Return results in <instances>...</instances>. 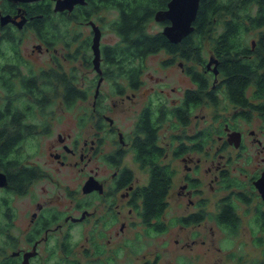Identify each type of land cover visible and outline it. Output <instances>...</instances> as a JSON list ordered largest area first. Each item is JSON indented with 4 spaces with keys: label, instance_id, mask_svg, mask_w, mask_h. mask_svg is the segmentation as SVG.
I'll use <instances>...</instances> for the list:
<instances>
[{
    "label": "flooded vegetation",
    "instance_id": "flooded-vegetation-1",
    "mask_svg": "<svg viewBox=\"0 0 264 264\" xmlns=\"http://www.w3.org/2000/svg\"><path fill=\"white\" fill-rule=\"evenodd\" d=\"M57 1L0 0V88L5 89L0 93V264H192L207 253V243L217 242L215 235L203 233L207 224L226 232H238L242 225L264 231V44L259 42L264 25L249 26L261 31L250 43H241V29L228 25L241 19L236 9L251 5L216 0L220 8L201 34L193 33L194 26L173 41L164 32L172 20L156 19L159 10L169 8L167 0L146 30L164 34L175 50L162 47L129 57L120 26L127 0H84L72 10H55ZM252 6L254 17L258 7ZM226 12L232 17L223 29H212L217 14ZM152 21L162 29L150 31ZM113 33L116 42L104 40ZM226 33L235 34L236 42L228 58L216 48ZM65 34H74L70 56L78 65L72 74L59 59L67 57L58 50ZM29 35L36 41L27 42ZM162 51L168 57L155 70L176 64L189 80L178 98H170L177 88L167 92L147 64L148 56ZM44 53H53L54 65L35 67L31 59ZM231 62L254 73L236 85ZM107 80L119 98L108 99ZM46 87L57 90L66 108H47L55 96ZM91 97V106L78 113L76 129L56 128L58 114ZM171 124L178 134L169 132ZM45 136H50L45 149L33 153L29 140ZM150 138L154 161L144 159ZM155 166L166 167L170 178L167 205L151 225L143 217L142 189ZM142 170L148 173L146 183ZM17 196L26 201L22 210ZM171 198L180 206L174 218L166 216ZM140 222L148 231L179 225L187 233L143 236L142 229L137 232ZM251 239L264 242L255 233Z\"/></svg>",
    "mask_w": 264,
    "mask_h": 264
},
{
    "label": "rangeland",
    "instance_id": "rangeland-1",
    "mask_svg": "<svg viewBox=\"0 0 264 264\" xmlns=\"http://www.w3.org/2000/svg\"><path fill=\"white\" fill-rule=\"evenodd\" d=\"M235 4L237 6L243 5L242 0H234ZM222 2L227 3L228 0H222ZM255 6H251L248 8H240L236 9V12L239 14L241 19H246L247 18V13L254 14L255 12ZM113 17H115V12L112 11ZM217 19L215 20V24H211L210 26L213 28H216L218 30H222L224 27V21L225 19H228L232 17L230 12L226 13H219L217 14ZM248 20L245 21L246 27H249V23H247ZM67 26H71L70 24H67ZM150 31H157L159 29H162V26L160 23L157 21H152L151 24L149 25ZM239 41L241 43H250L252 39L256 40L258 39L261 31L259 28H252L249 27L246 30L241 29ZM211 33L218 34L217 32L211 31ZM74 34H65L63 41H58V50L61 52V54H65L67 57H60L59 59L61 60L62 64H64V69L67 70V73L72 74L73 72V66L78 65V61L74 60L72 58L71 52L74 50V43L72 41ZM119 39L118 35L113 33V34H108L104 35V40L110 41V42H116ZM27 42L33 43L36 41L35 37L33 35H29L27 37ZM70 42V44H69ZM68 43V44H67ZM65 45V47H63ZM61 46V47H60ZM206 44V48H207ZM63 47V48H62ZM205 48V49H206ZM54 53V52H53ZM53 53L46 54L44 53L43 55L38 56H33L31 59L32 64H34L35 67L40 66L41 64L49 66V65H54L51 60H49L50 56ZM205 53V52H204ZM209 55V52L206 50V56ZM168 57V54L165 52H158L156 54H152L147 57V64H149L148 68L150 69V72L156 75H160L162 77V82L163 86L166 87V91L170 93L171 86H175L177 88L176 92H173L172 94L170 93V98L172 97H180L183 93V89L188 83V78L187 76L182 72L181 68L177 66L176 64L171 66L170 68L168 67L167 70H160L156 71L155 68L153 67L156 64H161L159 60L161 61L163 58ZM176 59H180L179 57H176ZM61 73H64L61 70ZM149 79V78H148ZM49 90V87H46ZM104 91L108 95V99L114 98L117 99L119 98V94L115 92L113 84H111L110 81H106L104 85ZM48 95L50 96H55L51 99L50 105L47 108H63L65 107V104L61 103V98L59 96H56L58 94L57 90H49ZM0 93L4 94L5 89L0 88ZM92 99V97L81 103V104H74L72 105L71 109H67L63 112L62 114H58V117L60 118V121L56 120V128H75L74 123L76 122V119L81 116L78 115V113H81L84 108H87L91 106V102H89ZM135 106V105H133ZM66 108V107H65ZM136 112L139 109H135ZM135 119V111L127 118V122L131 124ZM169 132L171 134H178L180 131L178 130L177 126H173L171 124ZM50 136H45V137H39L37 139L31 138L28 142V146L32 150V152H36L37 148H41L42 150L45 149L46 147V140H48ZM43 153V152H42ZM167 160L173 161L172 158H169ZM179 160H174V162H177ZM178 165L180 166V169L178 171H181L182 164L178 162ZM176 166V165H175ZM66 176V175H65ZM141 177L142 181L146 183L148 180V173L145 170H142L141 172ZM41 183H46V180H43ZM217 192L211 193L212 199L215 198L217 195ZM220 193H218L219 195ZM212 201V200H211ZM25 199L22 197L16 198V206L18 209H23L25 207ZM176 203L175 198H171V202L169 203L168 210L166 211V216L168 218H174V212L177 209H180V206L174 205ZM185 205V204H184ZM184 207V206H183ZM21 218L24 219L21 215ZM243 223L248 224V216L244 217ZM141 222L138 224L140 227L137 232H139L141 229L143 236H159V239H162L163 237H169L172 235H177V234H184L187 233L182 230V228L179 225L175 226H170L169 228L167 227L166 230L157 232L153 231H148L147 227L141 226ZM144 228V229H143ZM256 228V230H254ZM185 230V229H184ZM203 233L209 234V235H215L217 242H210L207 243L208 248H207V253H204L203 255L200 256L199 262L193 261L192 264H262L264 261V242L259 243L257 240H252L251 235L252 234H259L264 236V231L259 228V227H253V226H241L240 230L238 232H232L231 230L226 232L223 230L222 227L219 225H214L211 227V223L207 224L203 228ZM256 231V232H255ZM198 234V233H197ZM152 240V238L150 239ZM220 247V248H219Z\"/></svg>",
    "mask_w": 264,
    "mask_h": 264
},
{
    "label": "trees",
    "instance_id": "trees-1",
    "mask_svg": "<svg viewBox=\"0 0 264 264\" xmlns=\"http://www.w3.org/2000/svg\"><path fill=\"white\" fill-rule=\"evenodd\" d=\"M167 0H127L128 9L124 13L123 21L120 24L125 31L121 34L123 42L128 43V47L125 50V54L129 57L136 56H147L157 49L166 47L170 50H175L176 45L172 43L164 34H151L146 30V23L153 16L154 11L157 7H164ZM244 5L256 4L258 7L257 14L253 17L251 13H247L246 19L234 18V20L228 21V25L234 27V30H240L246 27L245 21L248 20L249 26L260 27L264 25V0H245ZM220 6L216 0L200 1L197 16L193 22V25L197 28L193 33L201 34L204 27L209 22L212 14L219 10ZM235 34H224L217 41L216 48L217 53L223 54L224 57L228 58L231 52L236 50L234 45L233 37ZM188 43L194 44L192 37L187 40ZM261 44H264V36L259 40ZM178 47V45H177ZM195 45L191 47L194 50ZM195 53V52H193ZM121 58V55H118ZM232 58H236L233 56ZM258 65L257 67H259ZM257 71V69H255ZM254 72L249 71L243 63L231 62L229 74L234 76L236 85L245 82L247 76ZM257 73V72H255ZM49 79V78H47ZM34 86L35 83H33ZM47 85V83H46ZM69 90V89H68ZM36 91V88H34ZM43 92L40 93L42 95ZM39 95L38 92L34 93V97ZM41 101V100H40ZM73 100H70L72 103ZM18 122V120H15ZM154 138H150L145 142V146L149 149L148 154L145 155L146 161H154L157 155L154 151H150V148H154ZM143 153H146V149H143ZM3 155H0V158ZM170 174L168 169L163 166H155L152 169L151 181L148 186L143 187V198H144V209L143 217L145 222L151 224V220L160 216L166 207V195L167 186L169 182Z\"/></svg>",
    "mask_w": 264,
    "mask_h": 264
},
{
    "label": "water",
    "instance_id": "water-1",
    "mask_svg": "<svg viewBox=\"0 0 264 264\" xmlns=\"http://www.w3.org/2000/svg\"><path fill=\"white\" fill-rule=\"evenodd\" d=\"M79 1L83 2L84 0H58L55 10H72ZM199 5L200 0H171L168 9L159 10L156 13V19L170 18L172 20V25L167 26L164 32L171 40L177 41L194 28L193 22L197 16ZM0 176L3 179V176Z\"/></svg>",
    "mask_w": 264,
    "mask_h": 264
}]
</instances>
